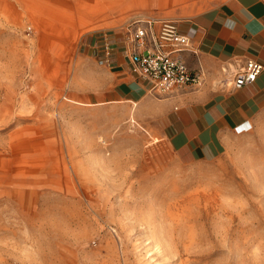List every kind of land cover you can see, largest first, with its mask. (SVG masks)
<instances>
[{"label":"rangeland","instance_id":"obj_1","mask_svg":"<svg viewBox=\"0 0 264 264\" xmlns=\"http://www.w3.org/2000/svg\"><path fill=\"white\" fill-rule=\"evenodd\" d=\"M61 1L0 0V264H264V113L217 159L186 163L161 135L166 93L148 84L136 104L150 146L145 131L130 137L131 101L84 97L111 67L103 34L225 0L125 4L84 21ZM18 135L24 183L4 162Z\"/></svg>","mask_w":264,"mask_h":264},{"label":"crops","instance_id":"obj_2","mask_svg":"<svg viewBox=\"0 0 264 264\" xmlns=\"http://www.w3.org/2000/svg\"><path fill=\"white\" fill-rule=\"evenodd\" d=\"M178 28L191 35L190 46L179 55L200 73V82L175 88L157 101L163 112L161 135L180 161H211L264 113V0H225ZM112 39L111 67L84 97L90 103L131 101L137 115V101L148 95V83L132 72L121 35ZM252 57L263 67L257 79L233 87L234 72ZM101 64L107 66L102 59Z\"/></svg>","mask_w":264,"mask_h":264},{"label":"built area","instance_id":"obj_3","mask_svg":"<svg viewBox=\"0 0 264 264\" xmlns=\"http://www.w3.org/2000/svg\"><path fill=\"white\" fill-rule=\"evenodd\" d=\"M114 34H103L97 45L107 65L111 63L114 50ZM119 34L132 72L143 78L152 90L165 94L200 82V73L191 70L179 55L190 46L191 35L181 32L177 21L160 17L135 18L126 25V33ZM262 68L257 59L248 58L244 66L234 72L232 86L240 88L253 83Z\"/></svg>","mask_w":264,"mask_h":264},{"label":"bare ground","instance_id":"obj_4","mask_svg":"<svg viewBox=\"0 0 264 264\" xmlns=\"http://www.w3.org/2000/svg\"><path fill=\"white\" fill-rule=\"evenodd\" d=\"M150 1H156L158 4H160V6L163 7L164 5H166L171 0H127V1L124 0V2H123V0H67V2H65V1H61V2L63 3V6L66 8V11H68L67 13H68L69 17H76L79 21H84L86 19H90L92 16H95V15H98V14H102V13H104V12L110 10V9H115V8H120V7L122 8L125 4L146 3V2H150ZM134 105L135 104L133 103V106L130 108V114H129V128L133 129V131H134L132 134H130V137L136 138L135 136L138 135L137 132L139 130L145 131L151 137V139L147 140L146 143H148L149 146L153 145L155 142L158 141V138L156 136H151V133H149L144 126H142L140 123H138L136 121V119L134 117V113H135V106ZM135 133H137V134H135ZM26 139H29V137L27 135H25V136H19L18 135L17 141H15L13 143H10V146H9V150L12 152L13 158L8 159V160L4 159L6 167H9L8 165L13 164L14 167L17 168L19 173L15 174V177H13V178L17 179L18 182H20V183H22V182L24 183V180L26 178L25 169H26V163L28 162V159H27V157H28V155H27L28 154V149L30 147V146L26 145V144H28V141H26ZM34 148H35V146H34ZM17 180H15V181H17ZM198 194H199V192H197V193H195L193 195H198ZM202 195L207 196V194H202ZM196 200L198 201V198H196ZM214 201L215 200H213V205H215ZM225 203H227V202L225 201ZM227 207H229V206H227ZM174 221L176 222V224L180 223V222H178L179 221L178 218L174 219ZM183 226H184V223H183ZM178 227H179V225H178ZM160 238L153 239V243H155V245L159 244L160 243ZM185 238H186V236H185ZM161 243H162V241H161ZM190 247H191V245H190Z\"/></svg>","mask_w":264,"mask_h":264}]
</instances>
